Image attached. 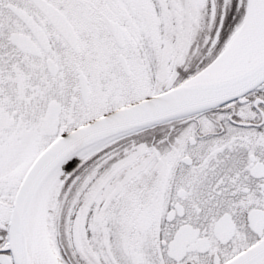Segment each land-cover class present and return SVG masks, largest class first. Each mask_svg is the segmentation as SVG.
Returning a JSON list of instances; mask_svg holds the SVG:
<instances>
[{"label":"snow or ice","instance_id":"1","mask_svg":"<svg viewBox=\"0 0 264 264\" xmlns=\"http://www.w3.org/2000/svg\"><path fill=\"white\" fill-rule=\"evenodd\" d=\"M0 264H264V0H0Z\"/></svg>","mask_w":264,"mask_h":264}]
</instances>
